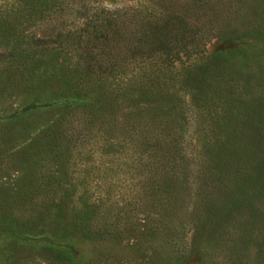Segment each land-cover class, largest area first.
<instances>
[{"label":"rangeland","instance_id":"rangeland-1","mask_svg":"<svg viewBox=\"0 0 264 264\" xmlns=\"http://www.w3.org/2000/svg\"><path fill=\"white\" fill-rule=\"evenodd\" d=\"M180 3L199 54L84 73L101 97L69 109L76 43L0 0V264H264V0Z\"/></svg>","mask_w":264,"mask_h":264},{"label":"trees","instance_id":"trees-1","mask_svg":"<svg viewBox=\"0 0 264 264\" xmlns=\"http://www.w3.org/2000/svg\"><path fill=\"white\" fill-rule=\"evenodd\" d=\"M135 1L139 3L137 7L109 9L97 0H47L48 32H62L58 36L65 47L69 48L73 43L77 45V52L68 53L76 61L63 68L64 78L77 83L84 73L89 76L94 72L98 79L105 81L121 75L122 67L133 62H140L153 74L156 66L158 75L169 76L183 57L200 53L198 43L188 34L185 17L173 10L182 0ZM232 56V53L215 52L209 61L218 65L221 61H229ZM197 69L199 66L193 70ZM193 70L184 75L187 83L198 80ZM221 72L218 71L217 75ZM208 77L215 80L216 75ZM60 96L63 105L71 109L87 106L92 96L101 97V94L77 83L61 90ZM102 98L105 99L103 95ZM73 251L68 247L64 253L76 261Z\"/></svg>","mask_w":264,"mask_h":264}]
</instances>
